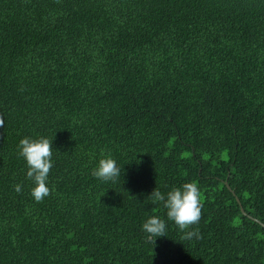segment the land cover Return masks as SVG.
I'll use <instances>...</instances> for the list:
<instances>
[{"label":"trees","instance_id":"16d2710c","mask_svg":"<svg viewBox=\"0 0 264 264\" xmlns=\"http://www.w3.org/2000/svg\"><path fill=\"white\" fill-rule=\"evenodd\" d=\"M0 123V264H264V0H0ZM25 137L53 141L42 202ZM188 182L182 241L148 196Z\"/></svg>","mask_w":264,"mask_h":264},{"label":"clouds","instance_id":"9594fccd","mask_svg":"<svg viewBox=\"0 0 264 264\" xmlns=\"http://www.w3.org/2000/svg\"><path fill=\"white\" fill-rule=\"evenodd\" d=\"M18 148L19 155L26 160L28 166L27 178L35 185L31 195L36 202H42L51 191L48 187V177L53 167V141L45 137L39 139L25 137L19 142ZM92 175L104 182H115L121 175V169L109 154L99 160ZM16 191H21L20 185L16 186ZM148 197L153 203L163 202L164 208L167 209V219L174 222L183 233L182 241L201 238L199 231L193 228L201 219L203 207L200 189L195 182H188L181 187L173 188L167 196L156 187ZM166 229L165 220L156 215L149 217L142 224L145 238L153 248L156 246L158 237L167 236Z\"/></svg>","mask_w":264,"mask_h":264},{"label":"water","instance_id":"95a60500","mask_svg":"<svg viewBox=\"0 0 264 264\" xmlns=\"http://www.w3.org/2000/svg\"><path fill=\"white\" fill-rule=\"evenodd\" d=\"M240 210H241V212L243 213V214H245V212H244V210L240 207Z\"/></svg>","mask_w":264,"mask_h":264}]
</instances>
